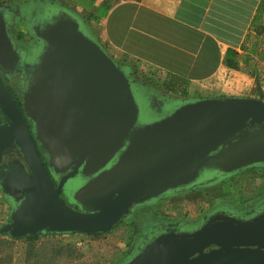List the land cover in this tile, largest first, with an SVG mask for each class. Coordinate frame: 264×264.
I'll use <instances>...</instances> for the list:
<instances>
[{
  "label": "water",
  "instance_id": "95a60500",
  "mask_svg": "<svg viewBox=\"0 0 264 264\" xmlns=\"http://www.w3.org/2000/svg\"><path fill=\"white\" fill-rule=\"evenodd\" d=\"M1 11L3 75L22 62ZM40 39L45 48L20 99L32 133L0 79V112L11 121L7 128L0 126V162L16 147L30 174L19 163L0 166V191L15 203L0 230L10 238L108 233L134 205L193 187L205 168L224 178L264 163V131H248V140L241 137L233 145L227 142L245 128L258 125L264 130L263 101L196 100L159 121L139 125L141 109L132 81L86 34L78 18H53ZM34 140L47 170L60 177L56 187ZM211 154L217 158L208 160ZM77 172L90 178L79 198L85 212L61 207L62 188ZM127 264H264V218L221 220L191 235L162 236Z\"/></svg>",
  "mask_w": 264,
  "mask_h": 264
},
{
  "label": "crops",
  "instance_id": "0c3cea01",
  "mask_svg": "<svg viewBox=\"0 0 264 264\" xmlns=\"http://www.w3.org/2000/svg\"><path fill=\"white\" fill-rule=\"evenodd\" d=\"M49 2L80 16L86 34L131 81L161 80L184 103L264 102V0H93L89 10L77 0ZM165 202L171 212L181 205L157 198L144 206ZM135 249L117 263H129Z\"/></svg>",
  "mask_w": 264,
  "mask_h": 264
},
{
  "label": "rangeland",
  "instance_id": "374dc122",
  "mask_svg": "<svg viewBox=\"0 0 264 264\" xmlns=\"http://www.w3.org/2000/svg\"><path fill=\"white\" fill-rule=\"evenodd\" d=\"M25 1L27 2L29 0H0L2 7V11H0L6 18V27L10 28V34L15 44L17 43L16 46L20 44V39H17V35L22 34V47L19 46L18 48L22 51L27 50L37 41L36 32L31 29L32 26L30 24L26 26L19 25L23 22L21 18H24L20 15L22 7L19 6L25 3ZM64 1L71 4L70 0ZM92 1L81 0V3L83 7L89 10ZM5 7H7L9 12L3 11ZM72 15L82 22L80 16H77L75 12H72ZM12 21L14 24H11ZM27 70V66L21 64L19 67H15L12 70H5L6 72L3 73L4 77L9 76L8 79L16 83L15 86L21 94L19 96L20 99H22L24 90V88L23 90L21 88L26 87L27 84L25 80ZM132 83L133 85L135 83L140 84L139 86L144 93L136 91L133 86L134 90L132 93L134 100L141 109L139 110V125H146L168 117L176 108L175 106H181L182 103L186 102V99H183L184 96L181 94L168 93L163 88L164 86L161 80H139V82H135L134 80ZM169 83L168 81V86H170ZM171 102L174 104L173 106H164ZM251 128L252 130L247 128L242 129L239 134L237 133L231 137L227 141L229 145L237 143L241 137L248 140V131H253L252 133L264 131L258 125ZM209 157L208 160L212 161L217 158V155L211 154ZM219 173L213 172L211 167L205 168L202 178L208 174L210 176L212 174L222 175L221 172ZM225 176L227 177L221 180H218L219 178L213 180L216 182L215 189L207 187L208 185H206L202 188L198 186L195 190H190L191 195L180 199V207L173 210V212H171L172 206L170 202L159 204L150 210L146 209V206L139 209L144 203L134 205L131 216H129V213L123 217L120 221L121 224H117V227L115 226L112 232L104 234H39L32 236L35 239H28L27 237L12 239L7 234L0 232V264H118L117 262L128 251L142 244L144 237L151 239V236L156 235L160 231L147 232L144 230L143 226L150 220H159L163 217H170L173 220L177 218H196L197 220L205 216L221 200L236 207L244 205L247 206L246 208L264 201V168L246 169L237 173L235 172L233 175L228 176L226 174ZM89 180L90 178H80L79 172H77L74 178L68 179L65 182L62 188V194H60L63 210L68 206L77 212H85L83 206L80 204L79 198L82 189L87 185ZM208 188L212 190H208ZM185 192L184 190L182 193ZM7 199L0 191V230L9 221L11 206ZM134 214L135 216H133ZM142 228L143 230H141ZM140 246V248H136L133 251L131 260L140 255L149 245L145 247H143L144 245Z\"/></svg>",
  "mask_w": 264,
  "mask_h": 264
},
{
  "label": "flooded vegetation",
  "instance_id": "af4514ba",
  "mask_svg": "<svg viewBox=\"0 0 264 264\" xmlns=\"http://www.w3.org/2000/svg\"><path fill=\"white\" fill-rule=\"evenodd\" d=\"M45 6H40L38 3V0H29L25 3H23L21 6L22 7V11L20 12L24 18H21L23 20L22 23H20L19 25H31V29L34 30L36 32L37 35V41L30 46V48H28L25 51L19 50L18 52L21 53V62L22 64L28 66L27 67V74H26V78L25 80L28 81V79L30 78V70L31 67H33L35 65L34 61L37 58V56H39L40 52L43 51V48H45V44L44 42L40 39V33L43 31V29L45 27H47L53 18L56 17H61V18H67V16H69L71 14V12L67 9H64L62 7H54V5H49L52 2H49V0L45 1ZM3 11H8L7 9L4 8ZM9 12V11H8ZM4 21H6V18L4 17ZM10 18H11V14H10ZM9 18V21H10ZM14 24V22L12 21L11 24ZM7 29L9 30L10 28L7 27ZM19 38V34L17 35V39ZM20 44L16 46V49L20 47H22V43L21 41L19 42ZM14 46V45H13ZM15 49V47H14ZM17 51V50H16ZM18 53V54H19ZM16 64V68L19 67V65ZM2 73L0 72V79L4 82V85L7 89V91L9 92L10 96L12 97V99L15 101V104L17 106V108L19 109L25 123L28 125L29 131L32 133V124L29 122V120L25 117L22 107H21V102H20V98L19 96L21 95L19 93V90L17 89V87L15 86V82L14 81H10L8 79V77H4V74L2 75ZM135 90L136 91H140L142 92V88L139 85H135ZM24 87H22L21 89L23 90ZM143 93V92H142ZM144 94V93H143ZM169 105H174L172 102L168 103L166 106ZM176 105V104H175ZM178 107V106H175ZM11 124V121L8 120L6 117L1 115L0 112V126H4V127H8ZM252 130V129H251ZM35 142V140H34ZM36 147L38 149L37 143L35 142ZM39 154H40V158L41 160L44 162V167L46 168V171L48 172V177L50 178L51 182L53 183V185L56 187V180L59 179L60 177H58L57 179L51 174V172H49L47 170V166H46V162L45 159L43 157V155L41 154L40 150L38 149ZM13 163H19L24 167V171L26 173V175L29 177L30 174L29 172L26 170L25 165L23 160L20 158V156L18 155V150L17 148H12L8 154H6L5 156L2 157V161L0 162V166L2 165H11ZM262 169L264 168V163H262L261 165H254L251 166L248 169ZM246 170V169H244ZM5 171V169L1 170V173H3ZM242 171V170H240ZM215 173H219V171L215 170L213 171ZM239 172V171H238ZM235 173V172H234ZM232 173V175L234 174ZM237 173V172H236ZM218 174H212V176H210L209 174L203 178H200V180H198L193 187H191L188 190H185V193H182L184 190H174V191H170L168 193H164L161 197H159L158 199L160 200H169V201H173V202H180V199H183L186 196L191 195V191L190 190H195L196 187L198 188V186L205 187L206 185H208L207 187L210 188H214L215 189V183L213 180L214 179H218L221 180L223 177L222 176H218ZM223 174V173H222ZM231 175V174H230ZM221 177V178H220ZM213 181V182H211ZM207 182V183H206ZM204 183H206L204 185ZM212 183V184H211ZM214 185V186H213ZM200 188V187H199ZM208 188V190H212ZM204 189V188H203ZM207 189V188H206ZM190 191V192H188ZM196 192V191H195ZM194 192V193H195ZM62 194V191H61ZM16 197H19V195H16ZM8 202L10 203L11 208H13V206L15 205L14 201L12 198L7 197ZM155 199L146 202V203H150L152 201H154ZM216 201V199H215ZM220 202V203H219ZM217 206H213V208L211 210H209V212L207 214H205V216H203L202 218L199 219V221H193L192 222H186V221H182V220H173L171 218L159 221V220H150L149 222H147L143 228L144 230H146L147 232H156V235L151 236L150 238H143V242L142 244H139L136 248H140V245H144L148 246L150 244H152L154 241H156L157 239L161 238L162 236L171 234V235H191L196 233L197 231H199L204 225L206 224H210L211 222H217V221H221V220H232V221H236V222H240V223H247L246 221H256L259 220L260 218H264V201H261L257 204H255L252 207L246 208L247 206H234L228 202H224L223 200L219 201ZM144 203V204H146ZM144 204L139 208L142 209V207L144 206ZM154 205V204H153ZM133 211V208L130 210V214L129 216H131ZM140 212V211H139ZM135 216V214L133 215ZM212 220V221H211ZM143 228L141 230H143ZM157 238V239H156ZM156 239V240H155ZM154 240V241H153ZM142 241V240H141Z\"/></svg>",
  "mask_w": 264,
  "mask_h": 264
},
{
  "label": "trees",
  "instance_id": "16d2710c",
  "mask_svg": "<svg viewBox=\"0 0 264 264\" xmlns=\"http://www.w3.org/2000/svg\"><path fill=\"white\" fill-rule=\"evenodd\" d=\"M78 2H81V0H77ZM81 5V7H83V4L81 3L80 4ZM85 8V7H84ZM19 39H20V41L23 39V37H22V34H19ZM28 239H35V237H27Z\"/></svg>",
  "mask_w": 264,
  "mask_h": 264
}]
</instances>
